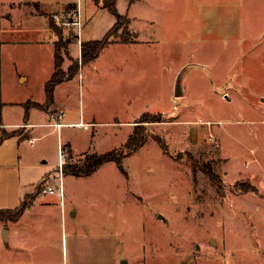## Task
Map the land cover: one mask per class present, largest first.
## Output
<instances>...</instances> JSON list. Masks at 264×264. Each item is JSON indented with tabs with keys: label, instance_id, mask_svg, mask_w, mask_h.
<instances>
[{
	"label": "rangeland",
	"instance_id": "rangeland-1",
	"mask_svg": "<svg viewBox=\"0 0 264 264\" xmlns=\"http://www.w3.org/2000/svg\"><path fill=\"white\" fill-rule=\"evenodd\" d=\"M74 1L80 42L53 17L74 8L51 15L58 75L81 67L55 89L62 107L30 135L19 124L24 106L5 107L14 124L4 132L15 135L0 143V209L21 206L50 170L35 193L57 192L26 210L15 243L3 241L0 220V264H264V0H125L126 22L109 44L122 43L87 62L80 43L110 18ZM126 26L135 44L123 43ZM43 36L0 54V99L46 96L54 50ZM15 64L32 73L27 84ZM43 117L31 112L29 121ZM107 151L118 159L75 174L87 154Z\"/></svg>",
	"mask_w": 264,
	"mask_h": 264
},
{
	"label": "crops",
	"instance_id": "crops-1",
	"mask_svg": "<svg viewBox=\"0 0 264 264\" xmlns=\"http://www.w3.org/2000/svg\"><path fill=\"white\" fill-rule=\"evenodd\" d=\"M120 2L124 3L125 0H117L116 5H117L119 12L122 15L128 16L127 6H129L131 4L130 0H126L127 6H126L125 10H123L120 7V5L118 7V4H120ZM86 3H87L86 4L87 8H90L92 10V12H93V10L94 11L102 10L110 18V22L107 26L100 28V24L98 23L96 28L93 27V29H91V31H89V33H88V37H90V40H88V41L101 40L114 27V25L117 22V18L108 8H106L103 5L102 2H96V0H87ZM75 6H76V2L74 0H0V54L3 53V50H5L4 52L6 53L7 51L13 50V48L23 47L27 43L26 35H31L35 44H39L40 42H42V39L44 37L43 34L46 35L45 39H49L48 42L53 44V50H54L53 51L54 55H52L51 69L48 71V75L46 77V83H47V81L51 78L53 73L56 71V52H58L56 50V42L58 41V39H57L58 31L52 27L51 15L55 12H60V11L66 10V9L70 10L71 8H74ZM8 7H9V9H8ZM92 12H90L89 14H92ZM87 17L90 18L89 15ZM30 33H32V34L37 33V35H32ZM82 42H86V41H82ZM116 43H122V42H116ZM116 43L115 42L111 43L106 47L112 46ZM123 43L135 44L136 42H123ZM70 45L73 46L74 43H70ZM105 48H103V49H105ZM81 53H82V51H81ZM15 67L17 70L16 73H17L18 82L20 84H27L32 77V73L25 70L22 66H18L17 64H15ZM75 77L76 76H74L71 79L65 80L63 82H67L69 80H72ZM63 82H61L60 84H62ZM60 84H58L56 87H58ZM45 100H46V96L44 98L39 99V100L34 98L33 96H31V97L27 96L26 98L20 99V100H7V99L1 98L0 99V122L5 123V124H7V123L14 124V123L10 122L9 120L5 119V116H4L5 110H6L5 107H7L10 104H13V105L14 104H21V105H23L24 109H25V115H26V106L28 103L44 102ZM55 107L56 108L62 107V105L58 102V100L56 98H55L54 103L50 106L49 109H41V108H38L36 106H31L29 109V115L31 114V112L33 114L34 113L35 114L40 113L44 117L39 123L31 124L32 122L29 121L30 118H29V120L24 119V121L20 122L19 124H22L24 122L28 123L27 129H25L24 133H27L28 135H30L32 132H37L36 131L37 127H42V126L44 127L45 126L44 124H46V123L49 124L51 121V119L49 118L50 117V110L55 108ZM86 123L82 122V124H86ZM34 125H35V127H34ZM12 129H15V128H12ZM12 135H15V134H12ZM12 135H10V136H12ZM19 136L21 138L19 141V145H18V151L20 154L19 155V161H20V165H19L20 169L19 170L22 173V164H21L20 159H21L22 143H23V139L25 137H23L22 134H20ZM31 137H33V136H31ZM31 144H33V143H31ZM43 162H46V160L44 158L41 160V163H43ZM51 171L52 170L43 174L41 176V178L33 184L34 185L33 190L28 191L24 195V200L27 197H31V196H33V198H34V196L36 195V197L32 200V202L29 203L27 209H32L33 206H36V204L40 202V197L45 192L37 195L35 193L36 187L43 180V178L46 176V174H49ZM34 193H35V195H34ZM21 217L15 221H12V220L8 221L9 223H7V221L0 219L1 225H2L1 230H2V232L5 231V234H6L5 239L3 238V241H5L7 244H9L10 242L15 243L16 233H17V230L19 229V226H20L19 221L21 220ZM1 238H2V236H1ZM10 245H13V244H10ZM10 245H8V246H10ZM80 246L81 245L78 244V249L80 248ZM84 246L85 245H82L83 249H84ZM102 249L104 251H107L106 253H109L108 255H112L113 261L115 263L119 262V260H117L116 255L109 252L110 249H109L108 243H105L103 245ZM112 249H113V246H112ZM125 261L127 262V260H125Z\"/></svg>",
	"mask_w": 264,
	"mask_h": 264
},
{
	"label": "trees",
	"instance_id": "trees-1",
	"mask_svg": "<svg viewBox=\"0 0 264 264\" xmlns=\"http://www.w3.org/2000/svg\"><path fill=\"white\" fill-rule=\"evenodd\" d=\"M135 0H130V2H134ZM96 2H101V0H96ZM117 0H107L103 3V5L108 8L117 18V22L114 25L113 29L111 31L108 32V34L105 36L104 39L101 40H92V41H86V42H82V62H87V61H91L95 58H97L102 49L105 48L109 43H110V36L117 31V29L119 30L121 28V25L126 22L127 16L122 15L118 8H117ZM129 23V21H127ZM52 27L57 30V25L56 22L54 20H52ZM58 31V30H57ZM129 31V27H125L124 31H122V35H121V39L124 41L129 42L130 38L126 37L125 35L127 34V32ZM129 33V32H128ZM58 36L60 35V32L57 33ZM60 41L56 42V50L59 51V44ZM60 61H62V59L60 60L59 56H58V52H56V71L53 73V75L51 76V78L47 81L46 85H45V92H46V105H51L54 103L55 101V89L56 86L58 84H60L61 82L71 79L74 76H76L81 67H80V61L77 60L76 62L74 61L73 65L69 68L68 73H64V75H58V71L61 70V65L62 63H60ZM44 103V104H45ZM41 104L39 102H34V103H28L26 106V115H25V119L29 120V109L31 106H36L38 108L44 109L45 105ZM9 133H5L4 134V138L2 140H0V143L7 137H9ZM134 138V132L133 134L130 135L128 141H127V145H130L132 140ZM128 146L130 147L132 150L137 149L139 146L135 145V146ZM70 148V147H68ZM70 150V149H69ZM72 151L70 152L71 157H72ZM87 159V163L86 166H84L85 170H82L81 172H75V174H84V175H89L92 174L93 172H95L99 166H101L102 164L111 161V160H117L118 156H115L113 154V151H107V152H102V153H90L87 154L86 156ZM66 171L65 172L63 170L64 173H68L69 170L66 167ZM74 173V172H73ZM28 203L26 202V199L23 201V203L21 204V206L15 208V209H0V219L1 220H8V221H15L17 219H19L24 212L27 210L28 208Z\"/></svg>",
	"mask_w": 264,
	"mask_h": 264
},
{
	"label": "built area",
	"instance_id": "built-area-1",
	"mask_svg": "<svg viewBox=\"0 0 264 264\" xmlns=\"http://www.w3.org/2000/svg\"><path fill=\"white\" fill-rule=\"evenodd\" d=\"M53 17L56 19L57 23H59V25L63 26L65 29H72V27L76 29V32H77L76 35H79V38L77 41L79 42L81 41L80 34H81L82 21L80 17L79 7L75 6L68 17H62L60 13L54 14ZM80 44L82 46V42ZM55 125L57 127H61L62 123L61 122L56 123ZM8 126H9L8 124L0 122V140L4 138V134H5L4 130L9 129ZM29 141L31 143H34L35 138L34 137L29 138ZM43 192L53 194L57 192V189L55 186L47 185L43 188ZM60 194L61 196H63L62 188L60 190Z\"/></svg>",
	"mask_w": 264,
	"mask_h": 264
}]
</instances>
